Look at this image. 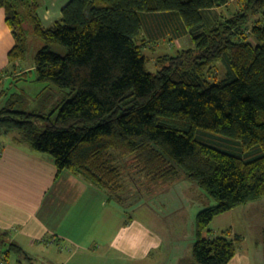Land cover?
Wrapping results in <instances>:
<instances>
[{
	"label": "trees",
	"instance_id": "trees-1",
	"mask_svg": "<svg viewBox=\"0 0 264 264\" xmlns=\"http://www.w3.org/2000/svg\"><path fill=\"white\" fill-rule=\"evenodd\" d=\"M232 1L69 0L45 28L39 0H0L14 38L0 81L34 75L74 93L54 116L55 108L17 110L22 94L0 90V138L13 135L14 144L48 155L58 172L102 191L125 213L138 198L123 189L117 163L134 159L156 184L182 174L214 201L196 215L194 263L228 264L242 236L203 231L264 198V0ZM30 35L42 47L32 68L17 73ZM165 36H189L193 47L156 57L150 73L144 49ZM218 62L224 78L212 83ZM0 252L6 264L31 261L2 230Z\"/></svg>",
	"mask_w": 264,
	"mask_h": 264
},
{
	"label": "crops",
	"instance_id": "crops-1",
	"mask_svg": "<svg viewBox=\"0 0 264 264\" xmlns=\"http://www.w3.org/2000/svg\"><path fill=\"white\" fill-rule=\"evenodd\" d=\"M68 1L39 0L37 14L45 28L59 21ZM13 46L0 8V73L8 66ZM7 81L4 78L0 84ZM13 137L0 138V230L31 258L21 264H117L122 252L129 264H139L161 245L163 237L145 226L126 224L125 212L108 203L102 191L67 170L58 172L48 155L14 144ZM46 236L48 240H43ZM259 259L239 245L228 264H256ZM184 263L185 258L172 262Z\"/></svg>",
	"mask_w": 264,
	"mask_h": 264
},
{
	"label": "rangeland",
	"instance_id": "rangeland-1",
	"mask_svg": "<svg viewBox=\"0 0 264 264\" xmlns=\"http://www.w3.org/2000/svg\"><path fill=\"white\" fill-rule=\"evenodd\" d=\"M143 35L145 36V32ZM139 43H143L140 37ZM41 47L42 42L30 35L26 61L21 64V69L18 67L17 73L23 74L24 70L32 67L34 56ZM190 47H193V44L189 36L172 41L165 36L157 42L147 43L144 49L148 59L147 71L154 73L158 70L154 61L156 57L175 54L178 49ZM213 69V73L208 74L210 82L224 78L222 63H216ZM34 79V75H30L21 78L20 81L9 80L0 84V90L10 87L9 93L22 94L23 100L17 105V110L50 113L55 108L54 116L61 101L70 99L74 95L69 90L58 89L51 84L37 83ZM116 165L123 177V189L127 194L133 195L134 200L138 198L133 208L126 209V217H130V223L141 224L160 239L161 237L164 239L160 246L154 248L152 255L139 264H172L179 258H185L184 264H191L192 248L196 240V215L200 210L212 206L214 201L195 184L184 180L182 174L175 180L156 184L134 159L122 160ZM227 229L242 236L240 246H243L245 251L255 258H262L256 264H264L262 262L264 260L262 257L264 256V198L215 217L202 235L221 236ZM127 256L123 252L122 255H118L117 264H129Z\"/></svg>",
	"mask_w": 264,
	"mask_h": 264
},
{
	"label": "built area",
	"instance_id": "built-area-1",
	"mask_svg": "<svg viewBox=\"0 0 264 264\" xmlns=\"http://www.w3.org/2000/svg\"><path fill=\"white\" fill-rule=\"evenodd\" d=\"M0 264H6L3 252H0Z\"/></svg>",
	"mask_w": 264,
	"mask_h": 264
}]
</instances>
